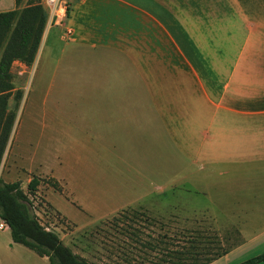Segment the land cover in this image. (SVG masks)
<instances>
[{"label":"rangeland","instance_id":"obj_1","mask_svg":"<svg viewBox=\"0 0 264 264\" xmlns=\"http://www.w3.org/2000/svg\"><path fill=\"white\" fill-rule=\"evenodd\" d=\"M41 2L48 16L54 15L46 0ZM61 6L71 17L74 1L61 0L57 7ZM45 37L32 65L21 61L12 65L14 88L8 103L15 120L0 166L1 179L20 181L28 193L31 179H41L37 191L29 194L41 222L92 264L153 263L164 244L157 250L144 249L131 237L132 231L140 241H157L160 236L172 241L202 230L219 237L223 249L241 245V223H248L243 220L248 211H234L236 219L226 207L233 205V197L246 199L250 190L242 184L235 193L236 178L245 183L250 176L249 163L229 158L238 148L233 141L234 124L244 119H234L209 102H196L189 93H180L182 101L175 103L163 99L159 89H134L132 81L121 90L126 78L115 75V80L111 72L124 69L116 63L113 67L102 48L66 43L71 38L63 25H54ZM222 53L227 61L233 60L232 50ZM231 68L225 66L224 74L216 77L219 85L228 79ZM138 90L145 97L135 96ZM175 106L184 110L176 113ZM142 107H160L161 120L172 126L167 134L162 129L160 144L156 139L155 158H150L149 142L123 137L142 132L129 127L134 121L129 122L127 117L132 115L126 114ZM113 133L121 137L113 138ZM131 145L139 147L132 160L127 155ZM152 165L157 176L143 179L153 173ZM152 181L163 182L162 192L171 190L163 194L159 209L120 207L110 218L98 220L115 206L142 195ZM219 181L227 182L217 189ZM0 235H7L6 230H0ZM173 243L168 247L175 249ZM255 250L238 251L230 259L240 262L263 252Z\"/></svg>","mask_w":264,"mask_h":264},{"label":"crops","instance_id":"obj_2","mask_svg":"<svg viewBox=\"0 0 264 264\" xmlns=\"http://www.w3.org/2000/svg\"><path fill=\"white\" fill-rule=\"evenodd\" d=\"M72 1L71 17L68 18L66 13L64 16L49 14L45 40L54 25H63L71 30L68 32L71 39L66 43H80L95 50L102 48L103 57L113 67H116L115 63L122 65L123 73L118 69L111 72L113 78L122 74L126 78L121 90L129 88V81H132L134 89L146 92L151 88L159 89L163 99L169 98L175 103L182 101L178 99L180 93H189L196 102L203 105L209 102L217 110L235 116L234 119H244V123L234 124L233 130L237 133H233V141L238 148L229 154V158L232 157L234 162L249 163L250 176H246L245 183L235 177V193L242 184L250 190L246 199L238 195L232 198L230 204L233 205L226 207L233 211L236 219L239 216L234 211H248L243 219L248 223H241L244 242L210 264L221 261L239 264L244 260L237 262L230 259L231 255L251 247L256 248L255 252L259 249L264 252V178L261 179L264 171H254L264 169V0ZM17 7V0H0V12ZM66 18L69 22L65 21ZM231 50L234 58L227 61L222 51ZM227 65L232 67L230 75L220 86L216 77L224 74ZM135 94L145 97L143 91L138 90ZM173 109L176 113L184 110L177 106ZM161 111L160 107H142L131 114L126 113L132 115L127 120L134 121L129 127L142 132L123 134V137L145 145L149 142L153 147L150 158L156 157V139L159 144L162 142V129L167 134L172 127L171 123L161 120ZM214 123L215 119H212L211 124ZM225 126H219V129L224 130ZM203 132L205 135V130ZM113 136L121 137L118 133ZM138 149L137 145H131L127 152L130 160ZM151 167L153 173L144 175L143 179L157 176V169ZM226 182L219 181L217 189ZM162 183L156 185L152 181V187L142 195L115 206L98 220L110 218L120 207L159 209L157 204L162 202L163 194L171 191L162 192ZM1 223L6 224L0 218ZM0 230L7 232V235H0V264H50L47 256H40L27 246L14 242L9 226L0 227ZM258 264H264V261Z\"/></svg>","mask_w":264,"mask_h":264},{"label":"trees","instance_id":"obj_3","mask_svg":"<svg viewBox=\"0 0 264 264\" xmlns=\"http://www.w3.org/2000/svg\"><path fill=\"white\" fill-rule=\"evenodd\" d=\"M23 3L24 0H17V9L0 12V166L15 120V112L9 111L8 103L14 88L11 68L14 61L27 65L34 63L48 20L41 0H27L24 6ZM18 96L21 97L20 91ZM40 184L41 179L33 177L28 184V193L20 181L6 182L0 178V218L9 226L13 241L40 256H47L50 264H92L67 245L58 233L48 229L33 211L29 194H34ZM54 186L59 187L56 181ZM126 229L130 234V228ZM131 235L137 238V243H142L144 249L157 250L164 244V249L160 248L159 255L151 264H210L230 251L221 247L219 237H211L202 230L192 231L184 240L176 238L168 241L160 236L158 242L155 238L140 241L135 231ZM173 242L175 249L168 247ZM262 261L264 252L239 264H258Z\"/></svg>","mask_w":264,"mask_h":264},{"label":"built area","instance_id":"obj_4","mask_svg":"<svg viewBox=\"0 0 264 264\" xmlns=\"http://www.w3.org/2000/svg\"><path fill=\"white\" fill-rule=\"evenodd\" d=\"M60 1L61 0H46V3L49 6H51V8H53L52 9V12H54L55 15H57V16L63 15L64 16L65 15V8L63 6H61V8L57 7ZM60 10H64V12L63 13L62 12L60 13ZM60 23H62V21ZM68 32L71 33V30H68ZM5 225H7V224L1 223L0 224V227H3Z\"/></svg>","mask_w":264,"mask_h":264}]
</instances>
